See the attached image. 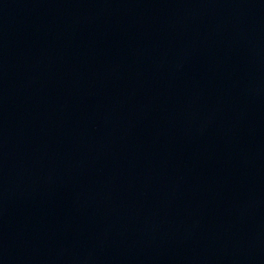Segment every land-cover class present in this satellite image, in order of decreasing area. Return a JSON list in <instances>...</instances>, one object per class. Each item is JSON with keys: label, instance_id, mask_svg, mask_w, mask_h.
I'll return each instance as SVG.
<instances>
[{"label": "water", "instance_id": "95a60500", "mask_svg": "<svg viewBox=\"0 0 264 264\" xmlns=\"http://www.w3.org/2000/svg\"><path fill=\"white\" fill-rule=\"evenodd\" d=\"M0 264H264V0H0Z\"/></svg>", "mask_w": 264, "mask_h": 264}]
</instances>
